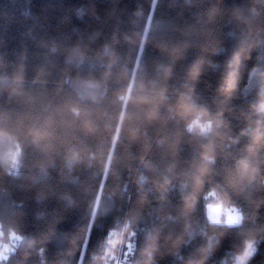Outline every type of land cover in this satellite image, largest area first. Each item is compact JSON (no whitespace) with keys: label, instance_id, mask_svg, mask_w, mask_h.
Wrapping results in <instances>:
<instances>
[{"label":"trees","instance_id":"16d2710c","mask_svg":"<svg viewBox=\"0 0 264 264\" xmlns=\"http://www.w3.org/2000/svg\"><path fill=\"white\" fill-rule=\"evenodd\" d=\"M262 98L264 0H0V264H264Z\"/></svg>","mask_w":264,"mask_h":264},{"label":"clouds","instance_id":"9594fccd","mask_svg":"<svg viewBox=\"0 0 264 264\" xmlns=\"http://www.w3.org/2000/svg\"><path fill=\"white\" fill-rule=\"evenodd\" d=\"M238 59V57H237ZM234 87V82L233 80L231 79V76L226 84V87L223 89V91L225 92H229L231 91V89ZM255 108V111L261 115H264V98L261 99V101L259 102V104L255 105L254 106ZM206 116V113H204L203 111H200V112H197L195 117L193 118V120L188 124V131L189 132H192V131H196L198 130L199 133L201 135H206L210 132L213 131V128H212V123L211 121H205V122H202V118ZM257 141H259V136H257ZM205 159L211 163L212 161V157L209 156V155H206L205 156ZM243 167L245 170L248 169L249 165L247 163V161H245L243 163ZM253 171H255V169H253ZM216 211H219V209H216ZM214 222H218V221H214ZM254 249L252 248V243L251 242H246V248H245V251L244 253L239 256L237 258V264H245V261L250 258V256L252 255ZM149 255V261H150V258H151V253L148 252L147 253Z\"/></svg>","mask_w":264,"mask_h":264},{"label":"rangeland","instance_id":"374dc122","mask_svg":"<svg viewBox=\"0 0 264 264\" xmlns=\"http://www.w3.org/2000/svg\"><path fill=\"white\" fill-rule=\"evenodd\" d=\"M216 209H219V211H216ZM207 213H208V217L211 221H218V222L222 221L223 218L228 221L230 219H235V218L239 217V213L236 209L225 208L221 205H216V206L215 205H207ZM248 242L252 243V248L254 249L252 254H254V252H255L254 242L252 240H249ZM242 254H240L236 257L234 264H237V258L239 256H241ZM4 258H7V254L4 255Z\"/></svg>","mask_w":264,"mask_h":264},{"label":"water","instance_id":"95a60500","mask_svg":"<svg viewBox=\"0 0 264 264\" xmlns=\"http://www.w3.org/2000/svg\"><path fill=\"white\" fill-rule=\"evenodd\" d=\"M238 221H239V218H235V219H230L228 222H229L230 224H237Z\"/></svg>","mask_w":264,"mask_h":264},{"label":"built area","instance_id":"2783aa9c","mask_svg":"<svg viewBox=\"0 0 264 264\" xmlns=\"http://www.w3.org/2000/svg\"><path fill=\"white\" fill-rule=\"evenodd\" d=\"M117 264H120V263H119V260L117 261Z\"/></svg>","mask_w":264,"mask_h":264}]
</instances>
